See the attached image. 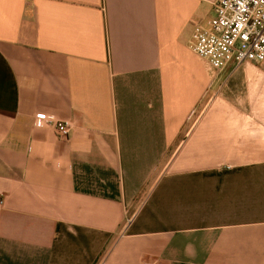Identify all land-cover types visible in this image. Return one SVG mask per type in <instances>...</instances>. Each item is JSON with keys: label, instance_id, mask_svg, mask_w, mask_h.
<instances>
[{"label": "crops", "instance_id": "obj_1", "mask_svg": "<svg viewBox=\"0 0 264 264\" xmlns=\"http://www.w3.org/2000/svg\"><path fill=\"white\" fill-rule=\"evenodd\" d=\"M212 1L0 0V264H264V61L193 54Z\"/></svg>", "mask_w": 264, "mask_h": 264}, {"label": "built area", "instance_id": "obj_2", "mask_svg": "<svg viewBox=\"0 0 264 264\" xmlns=\"http://www.w3.org/2000/svg\"><path fill=\"white\" fill-rule=\"evenodd\" d=\"M212 7L214 15L205 23L193 21V54L214 73L263 62L264 0H213ZM33 121L39 128L52 127L61 138L69 136L68 120L37 112Z\"/></svg>", "mask_w": 264, "mask_h": 264}]
</instances>
